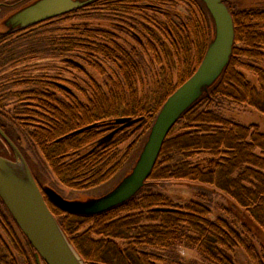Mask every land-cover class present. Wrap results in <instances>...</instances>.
<instances>
[{"label":"trees","instance_id":"trees-1","mask_svg":"<svg viewBox=\"0 0 264 264\" xmlns=\"http://www.w3.org/2000/svg\"><path fill=\"white\" fill-rule=\"evenodd\" d=\"M223 2L235 27L229 62L182 113L136 194L95 214L67 212L47 200L88 264H184L172 252L183 244L209 264H237L233 252L246 245L256 264H264V133L211 106L222 99L264 113V6L232 10L229 0ZM4 5L0 2V8ZM206 8L202 0H91L72 11L83 22L53 41L63 67L73 69L74 80L62 78L64 70L23 75L5 69L0 74V104L7 103L5 108L27 130L61 182L74 188L97 186L120 167L128 153L123 154L121 145L126 143L128 149L132 135L152 128L169 96L201 64L213 41L204 24ZM20 31H8L0 43ZM37 55L36 50L19 56L25 61ZM95 73L106 79L98 80ZM125 116L142 118L121 128L114 121ZM95 122L98 126L66 136ZM0 125L20 142L1 119ZM257 148L263 154H257ZM163 179L211 184L229 193L241 212L230 223L224 215L212 218L202 202L181 204L148 188L149 182ZM10 215L0 198V264H19L15 252L32 264Z\"/></svg>","mask_w":264,"mask_h":264},{"label":"rangeland","instance_id":"rangeland-1","mask_svg":"<svg viewBox=\"0 0 264 264\" xmlns=\"http://www.w3.org/2000/svg\"><path fill=\"white\" fill-rule=\"evenodd\" d=\"M42 0H0V2L7 3L0 8V38L2 35L11 30H21L23 25L15 22L16 16L24 9L37 4ZM77 3V6L69 11L54 17H51L49 21L41 20L26 29H22L19 34L15 36H10L0 43V52L5 49L4 54H0V74L3 70H7L9 73L15 71L16 74H23L34 72L37 74L38 70H42L45 74L56 75L64 70L62 78H71L74 80L73 69H66V65L63 67V58L59 56L57 45H55L54 39H57L65 30L71 28L75 24H80L83 22L82 17L77 15V12H72L76 10L79 6H82L91 0H73ZM226 4V3H225ZM11 5V6H10ZM227 5V4H226ZM229 5L232 10H240L246 7H263L264 0H229ZM229 8V7H228ZM182 9V8H181ZM207 9V8H206ZM230 10V9H229ZM183 12H187V9L183 8ZM204 11V24L208 33H212L214 39L215 36V22L211 16L209 10L202 9ZM72 12V13H70ZM231 12V11H230ZM232 14V13H231ZM233 16V15H232ZM85 19H90L87 16ZM87 21V20H86ZM206 21V22H205ZM4 47V48H2ZM39 52V55L34 56L36 58H30L32 60H25V58L19 56L21 53L30 51V53ZM2 53V52H1ZM17 57V60L15 58ZM2 58V59H1ZM8 60H12L7 63ZM4 63V64H2ZM146 68H148L146 66ZM44 69V70H43ZM29 70V71H28ZM76 70V69H75ZM98 80L106 79L107 75L99 76L95 73ZM80 77L85 79V75L81 74ZM177 77V75H176ZM144 83H147V87L150 82V78L147 73L143 74ZM7 103L0 104V119L8 126L10 133L20 138V142L16 144L19 152L24 156L28 165L31 168L33 174L38 177L43 184L45 189L51 188L65 199L69 201L86 202L93 199L102 197L103 195L114 190L122 180L128 176L135 165L137 164L140 155L144 149V146L148 140L151 128L143 131V129L137 131L129 139L128 149L125 146L126 143L121 145L124 152H128L125 158L122 160L120 167L117 169L115 174L101 184L97 186L87 187V188H74L70 187L63 182H61L58 177L54 174L50 166L45 161L43 153L37 148V146L30 140L27 130L20 126L17 121L14 120L13 116L5 106ZM212 108L220 114L235 120L237 123H241L244 126L257 125V129L264 133V113L257 111L256 109L245 106V105H234L232 103L224 102L222 99H215V102L211 105ZM153 125V124H152ZM16 150L9 144V142L0 135V155L5 158L6 161H13L18 163L22 161L20 155ZM257 154H263L261 148L256 149ZM178 157V156H176ZM241 171L235 172L234 176L237 178L240 176ZM242 184H247L243 182ZM148 188L153 191H159L172 200L185 204L190 200H196L206 204L212 211V218L217 216H223L230 223L234 222L236 219L235 214H240V210L233 199V197L225 192L220 191L213 185L208 183H202L199 181H189L186 179H163L157 181H151L148 183ZM236 209V210H235ZM241 209V208H240ZM243 210V209H241ZM11 216V215H10ZM58 220L57 216H55ZM237 220V219H236ZM11 223L15 226V229L20 236L23 244L26 246L28 254L30 256L32 264H36L34 260V248L30 247L27 242H29L20 228H16V225L11 217ZM65 233V232H64ZM66 235V234H65ZM67 237V235H66ZM69 240V238L67 237ZM257 242V239H255ZM73 249L77 252L80 258L85 264H88L74 247V245L69 240ZM247 245H251V241L246 239ZM258 244V243H257ZM32 246V245H31ZM172 252L176 253L184 261V264L188 263H199V264H209L204 261L199 253L195 249H191L185 244L175 247ZM16 257L19 264H26L24 259L19 256L16 252ZM235 260L237 264H256V259L251 255L249 249L246 245L238 246L234 252ZM175 264L169 262V264ZM42 264H45L44 262ZM104 264V263H103ZM106 264V263H105Z\"/></svg>","mask_w":264,"mask_h":264},{"label":"water","instance_id":"water-1","mask_svg":"<svg viewBox=\"0 0 264 264\" xmlns=\"http://www.w3.org/2000/svg\"><path fill=\"white\" fill-rule=\"evenodd\" d=\"M215 22V36L195 73L164 103L151 128L148 140L132 172L112 191L86 202L69 201L57 191L48 188V196L63 210L71 213L95 214L121 204L134 196L150 176L159 158L163 143L182 113L201 95L205 86L212 84L229 62L235 40L234 19L223 0H202ZM77 6L73 0H42L21 11L15 22L28 25L69 12ZM142 117L115 119L121 128L130 126ZM98 126L92 123L78 128L66 136ZM0 133L17 151L18 147L0 127ZM65 136V137H66ZM64 137L60 138L63 139ZM25 167L19 177L20 190L5 174L12 170L13 161L0 155V198L12 215L17 226L35 250L37 264H85L67 239L60 223L49 208L43 191L37 184L26 159L18 153Z\"/></svg>","mask_w":264,"mask_h":264},{"label":"bare ground","instance_id":"bare-ground-1","mask_svg":"<svg viewBox=\"0 0 264 264\" xmlns=\"http://www.w3.org/2000/svg\"><path fill=\"white\" fill-rule=\"evenodd\" d=\"M12 170L6 169L5 174L15 183V185L20 189L24 190L19 183V177L23 176L25 174V167L22 161H19L18 163L11 165Z\"/></svg>","mask_w":264,"mask_h":264},{"label":"flooded vegetation","instance_id":"flooded-vegetation-1","mask_svg":"<svg viewBox=\"0 0 264 264\" xmlns=\"http://www.w3.org/2000/svg\"><path fill=\"white\" fill-rule=\"evenodd\" d=\"M38 22H40V21H38ZM35 24V23H34ZM22 25V24H21ZM32 25V23L31 24H28V25H23V28L24 27H28V26H31ZM89 125V124H88ZM0 127L4 130V128L2 127V125H0ZM121 127V126H120ZM5 131V130H4ZM5 133L7 134V132L5 131ZM0 135H2L1 133H0ZM8 135V134H7ZM3 136V135H2ZM9 136V135H8ZM10 137V136H9ZM11 138V137H10ZM12 139V138H11ZM14 142V141H13ZM15 143V142H14ZM16 144V143H15ZM15 150V149H14ZM32 174H33V172H32ZM33 176H34V178H35V180H36V182H37V184L39 185V187L41 188V190L43 191V194H44V196H45V199H46V201L48 200V199H50V200H52L49 196H48V194H47V192H46V189L44 188V186H43V184L41 183V181H40V179L38 178V177H36L34 174H33Z\"/></svg>","mask_w":264,"mask_h":264}]
</instances>
